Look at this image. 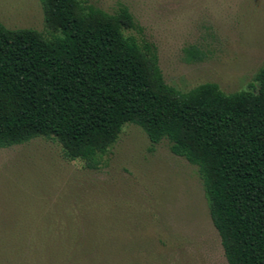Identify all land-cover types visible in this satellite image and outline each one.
Masks as SVG:
<instances>
[{
    "label": "rangeland",
    "instance_id": "374dc122",
    "mask_svg": "<svg viewBox=\"0 0 264 264\" xmlns=\"http://www.w3.org/2000/svg\"><path fill=\"white\" fill-rule=\"evenodd\" d=\"M126 5L182 91L248 89L264 65V0H86ZM0 21L49 34L41 0H0ZM205 52L189 60L187 48ZM0 264H229L197 165L127 122L98 168L43 136L0 147Z\"/></svg>",
    "mask_w": 264,
    "mask_h": 264
},
{
    "label": "trees",
    "instance_id": "16d2710c",
    "mask_svg": "<svg viewBox=\"0 0 264 264\" xmlns=\"http://www.w3.org/2000/svg\"><path fill=\"white\" fill-rule=\"evenodd\" d=\"M49 34L0 21V147L36 137L98 168L127 122L197 165L229 264H264V65L248 89L169 84L126 5L41 0ZM189 60L205 52L187 48Z\"/></svg>",
    "mask_w": 264,
    "mask_h": 264
}]
</instances>
